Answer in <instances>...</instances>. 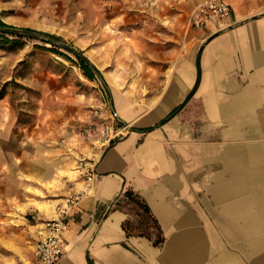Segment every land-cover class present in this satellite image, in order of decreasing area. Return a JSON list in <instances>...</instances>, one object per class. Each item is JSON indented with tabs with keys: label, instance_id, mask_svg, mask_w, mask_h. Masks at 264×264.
<instances>
[{
	"label": "crops",
	"instance_id": "0c3cea01",
	"mask_svg": "<svg viewBox=\"0 0 264 264\" xmlns=\"http://www.w3.org/2000/svg\"><path fill=\"white\" fill-rule=\"evenodd\" d=\"M226 1L228 19L193 32L189 83L172 91L164 110L138 116L128 94L114 99L118 120L134 128L94 162L95 180L68 220L58 264H264V0ZM197 78L191 124L204 122L208 142L201 146L184 112L168 116ZM161 114L168 117L157 127ZM15 121L1 98L0 264H30L43 223L52 218L44 210L40 222L29 224L32 208L23 213L22 186L42 190L48 176L32 170L31 181L24 180L8 150L9 143H23ZM126 189L150 208L164 238L160 246L127 237L126 212L105 215Z\"/></svg>",
	"mask_w": 264,
	"mask_h": 264
},
{
	"label": "rangeland",
	"instance_id": "374dc122",
	"mask_svg": "<svg viewBox=\"0 0 264 264\" xmlns=\"http://www.w3.org/2000/svg\"><path fill=\"white\" fill-rule=\"evenodd\" d=\"M203 1L0 0L3 22L61 37L83 53L108 88L97 76L86 78L63 50L73 62L34 48L41 44L34 40L21 48L0 49V99L5 98L17 137L23 139L21 148L9 143L8 150L19 159L24 180L31 181L32 170L48 176L39 184L42 190L22 186L23 213L32 208L29 224L40 222L44 210L53 217L70 195L81 192L84 165L134 128L118 120L116 96L128 94L138 116H147L164 110L175 97L172 91L189 83L190 41L197 30L190 18ZM191 98L174 115L184 112L187 129L192 128L201 146L208 142L207 129L201 119L191 124Z\"/></svg>",
	"mask_w": 264,
	"mask_h": 264
},
{
	"label": "trees",
	"instance_id": "16d2710c",
	"mask_svg": "<svg viewBox=\"0 0 264 264\" xmlns=\"http://www.w3.org/2000/svg\"><path fill=\"white\" fill-rule=\"evenodd\" d=\"M32 40L41 43L40 45L34 44V48L51 52L73 62V60L61 50L71 54L75 58V63H77L78 68L86 78L94 80L97 76L104 88L108 90L100 72L90 63L80 50L74 48L72 45H68L61 39V37L36 31L27 27L9 25L3 22L0 17V49L8 47L21 48L27 41ZM46 44H49L50 46L45 47ZM196 66L198 68V62H196ZM198 80L199 78L196 79L192 91L186 96L183 104L191 98L192 93L198 84ZM179 107L180 106L175 108L168 116L173 114ZM167 117L163 119L160 124H163ZM150 129L151 128H147L145 131ZM124 205L130 207L131 210L124 209ZM114 210L124 211L129 216L122 224V229L127 237H144L151 241L154 246H160L163 243L164 238L162 231L155 217L151 213L145 200L137 193L130 189L124 190L118 197H116V199H114L111 208L105 213V215Z\"/></svg>",
	"mask_w": 264,
	"mask_h": 264
},
{
	"label": "built area",
	"instance_id": "2783aa9c",
	"mask_svg": "<svg viewBox=\"0 0 264 264\" xmlns=\"http://www.w3.org/2000/svg\"><path fill=\"white\" fill-rule=\"evenodd\" d=\"M231 6L226 0H204L193 11L190 23L196 29L205 27L211 21H224L230 17ZM114 135L108 137L109 142ZM86 186L77 194L70 195L65 204L57 207L55 215L44 221L45 235L34 243L30 264H58L64 255V233L68 230V220L77 211L81 196L92 187L95 180L94 163L82 168Z\"/></svg>",
	"mask_w": 264,
	"mask_h": 264
},
{
	"label": "bare ground",
	"instance_id": "6f19581e",
	"mask_svg": "<svg viewBox=\"0 0 264 264\" xmlns=\"http://www.w3.org/2000/svg\"><path fill=\"white\" fill-rule=\"evenodd\" d=\"M124 115V114H123ZM125 116V115H124Z\"/></svg>",
	"mask_w": 264,
	"mask_h": 264
}]
</instances>
